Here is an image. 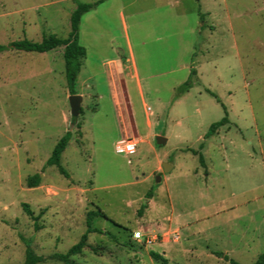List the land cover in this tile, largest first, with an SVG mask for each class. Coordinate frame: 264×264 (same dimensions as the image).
<instances>
[{"label": "rangeland", "instance_id": "rangeland-1", "mask_svg": "<svg viewBox=\"0 0 264 264\" xmlns=\"http://www.w3.org/2000/svg\"><path fill=\"white\" fill-rule=\"evenodd\" d=\"M98 1L78 27L74 121L63 47L0 53V264L22 263L24 242L66 253L96 208L102 233L72 264L253 263L264 253V0H0V45L65 39L77 3ZM223 107L228 124L204 138ZM66 132L68 178L45 166ZM122 141L133 155L116 152Z\"/></svg>", "mask_w": 264, "mask_h": 264}, {"label": "trees", "instance_id": "trees-1", "mask_svg": "<svg viewBox=\"0 0 264 264\" xmlns=\"http://www.w3.org/2000/svg\"><path fill=\"white\" fill-rule=\"evenodd\" d=\"M102 1H98L93 4L88 3H77L76 8L72 12L70 16V32L68 36L65 39L57 38L54 35H50L48 37H43L41 42L34 43L32 41H29L27 39H22L19 41H14L9 43L8 45H0V53L5 50H15V51H24V52H34V53H45L48 51H51L57 47H63L62 57L64 60V70H65V78H66V84L68 88V92L70 95H75V80L80 70V61L85 55L84 49L79 45L78 43V27L81 20V17L92 10L96 5L101 3ZM195 75V71L192 69L190 71L188 79L181 84L177 88V96L181 95L182 93L188 91L190 87L192 86V76ZM225 116L221 118L219 121L212 123L207 133L204 135V138H208L211 135H213L218 128L228 124L227 114L225 111V108L223 107ZM72 121H74V118H72ZM71 134L70 132H66L55 144L51 151L50 157L47 159L45 166H55L58 173L65 178H68V174L66 170L61 166L60 164V156L61 153L64 151L65 147L67 146L69 140H70ZM202 144L199 146V149H202ZM193 155L198 156V160L200 162L201 166H204L203 163V157L202 155L194 150H188ZM40 183L39 175L34 174L32 176L27 177L26 179V186L28 188H34L38 187ZM151 196V192H147L145 194V200L147 201ZM22 210L23 212L29 216L34 224L36 222L37 217L32 216V212L29 209V206L27 204H22ZM147 204L140 205L139 209L137 210V215L140 216L142 214V211L146 209ZM104 217V214L96 208L94 211H89L86 213L85 222H86V231L84 234H82L73 246H71L66 253L59 254L54 253L49 255L47 258H44L42 256H39L34 253V251L31 249L30 244L27 242H24L25 250H24V261L20 264H40L45 259L48 260H54L57 262H60L62 264H72L70 257L75 256L81 253V251L87 246L86 240L87 235L90 233H102L98 229H95L91 226V222L95 217ZM156 260H161V257H159L158 254H153ZM223 259L228 260L226 256H223ZM229 264H238L234 262L233 260H228ZM251 264H264V253L260 254L257 259L251 263Z\"/></svg>", "mask_w": 264, "mask_h": 264}, {"label": "water", "instance_id": "water-1", "mask_svg": "<svg viewBox=\"0 0 264 264\" xmlns=\"http://www.w3.org/2000/svg\"><path fill=\"white\" fill-rule=\"evenodd\" d=\"M68 102H69V107H70V116L75 119L79 115L81 97L79 95H71L68 98ZM156 143L157 145L164 144L165 139L162 137H156ZM161 168L164 173H168L171 171L172 166L164 162V163H161ZM156 181L159 182L160 179L156 178Z\"/></svg>", "mask_w": 264, "mask_h": 264}, {"label": "built area", "instance_id": "built-area-1", "mask_svg": "<svg viewBox=\"0 0 264 264\" xmlns=\"http://www.w3.org/2000/svg\"><path fill=\"white\" fill-rule=\"evenodd\" d=\"M129 144L134 145V149L136 148V143H133L131 141H122L121 144L116 146V149L117 148H123L124 151H121V152L116 151V152L124 154L125 156L133 155L135 153V150L134 151H128L127 145H129Z\"/></svg>", "mask_w": 264, "mask_h": 264}, {"label": "clouds", "instance_id": "clouds-1", "mask_svg": "<svg viewBox=\"0 0 264 264\" xmlns=\"http://www.w3.org/2000/svg\"><path fill=\"white\" fill-rule=\"evenodd\" d=\"M127 148H128V151H134L135 150L134 145H131V144L127 145ZM116 151L121 152V151H124V149L123 148H117ZM136 235L138 236L139 233H136Z\"/></svg>", "mask_w": 264, "mask_h": 264}, {"label": "crops", "instance_id": "crops-1", "mask_svg": "<svg viewBox=\"0 0 264 264\" xmlns=\"http://www.w3.org/2000/svg\"><path fill=\"white\" fill-rule=\"evenodd\" d=\"M136 76V74H134Z\"/></svg>", "mask_w": 264, "mask_h": 264}]
</instances>
